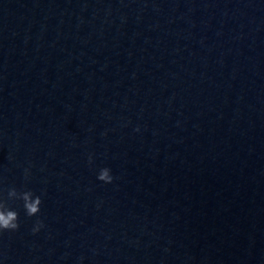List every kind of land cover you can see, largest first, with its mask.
Segmentation results:
<instances>
[{
	"label": "water",
	"instance_id": "water-1",
	"mask_svg": "<svg viewBox=\"0 0 264 264\" xmlns=\"http://www.w3.org/2000/svg\"><path fill=\"white\" fill-rule=\"evenodd\" d=\"M13 187L0 264H264V0H0Z\"/></svg>",
	"mask_w": 264,
	"mask_h": 264
},
{
	"label": "clouds",
	"instance_id": "clouds-1",
	"mask_svg": "<svg viewBox=\"0 0 264 264\" xmlns=\"http://www.w3.org/2000/svg\"><path fill=\"white\" fill-rule=\"evenodd\" d=\"M92 158L89 157V163ZM97 179L108 184L113 182V176L109 168H102L98 173ZM20 200L23 202V209L25 215L28 217L37 216L40 213V205L42 203L41 197L35 195L31 191H18L16 188H10L7 191L6 197L0 193V233L5 231L14 232L20 227L19 214L12 208L8 201ZM44 227L43 222L38 220L34 225L33 233L39 232Z\"/></svg>",
	"mask_w": 264,
	"mask_h": 264
}]
</instances>
